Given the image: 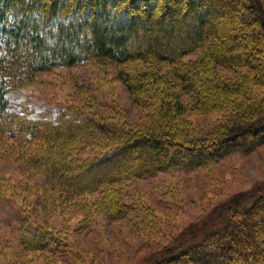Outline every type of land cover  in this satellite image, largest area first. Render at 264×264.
I'll return each mask as SVG.
<instances>
[{
	"label": "trees",
	"instance_id": "obj_1",
	"mask_svg": "<svg viewBox=\"0 0 264 264\" xmlns=\"http://www.w3.org/2000/svg\"><path fill=\"white\" fill-rule=\"evenodd\" d=\"M239 8L263 34L253 50L241 47L243 33L229 29L219 34L220 20L241 23L230 16ZM190 19L197 24L181 29ZM198 50L199 62L184 61ZM149 60L155 68L142 70L140 62ZM163 62L176 66L182 89L190 86L198 94L202 111L237 112L243 123L223 121L213 132L196 135L178 130V115L187 109L178 97L181 90L156 68ZM89 64L115 68L134 94H142L138 100L169 87L176 101L162 100L158 117L167 125L157 120L159 124L134 127L105 120L75 103H61L44 117L26 106L10 108L11 92L34 82L41 72ZM211 64L250 66L253 71L244 78L251 83L240 79L233 88ZM131 69L139 73L130 74ZM253 83L264 86V0H0V135L29 149L18 159L43 176L40 185L70 197L101 191L97 203L112 219L125 217L129 205L118 202L110 186L161 170L205 167L262 144L264 107L252 95L258 91ZM148 152L154 155L147 158ZM109 161V174L97 176L94 170ZM219 208L226 210L228 220L197 224L192 234L146 264H264V222H258L264 219V188L250 193L248 201L215 206ZM20 235L31 249L58 252L69 246L60 231L42 224L30 227L24 218Z\"/></svg>",
	"mask_w": 264,
	"mask_h": 264
},
{
	"label": "rangeland",
	"instance_id": "obj_2",
	"mask_svg": "<svg viewBox=\"0 0 264 264\" xmlns=\"http://www.w3.org/2000/svg\"><path fill=\"white\" fill-rule=\"evenodd\" d=\"M230 16L239 18L241 23L222 19L218 22L219 34L229 33V29H234L233 33L235 30L243 33L245 40L241 47L249 45L253 50V45L263 39L260 29L255 27V20L244 14L242 8ZM195 24L197 21L190 19L179 26L185 30ZM218 37L224 41L223 37ZM239 48L232 45L234 50ZM201 55L202 51L198 50L185 56L184 61L199 62ZM153 62H140L142 70L155 68ZM211 67L233 83V88L239 85L240 79H246L249 84V77L244 78V75L253 71L250 66L229 68L211 64ZM156 68L181 90L178 97L181 94L183 109L187 110L178 115V130L185 129L196 135L213 132L223 121L243 123L238 120L241 117L237 112L202 111L198 94L190 86L182 89L180 80L174 75L176 66L163 62ZM134 70L131 69L130 74L139 73ZM251 88L258 90L252 95L258 97L264 107V86L253 83ZM131 89L119 79L113 67L61 66L41 72L34 82L11 92L10 108L16 110L26 106L44 117L53 114L61 103H75L95 110L105 120L134 127L142 128L150 122L159 124L157 120L167 125L168 121L158 118L159 111L164 109L161 102L164 99L174 102L177 95L172 97L168 87L160 90L156 97L149 94L138 100L142 94H134ZM13 142L0 135V264H146L157 252L192 234L197 224L202 225L209 219L228 220L226 210H216L215 206H228L238 199L248 201L250 193L264 188L263 142L252 151L236 152L205 167L161 170L110 186L118 202L129 205L125 217L112 219L97 203L101 191L95 196L70 197L40 185L43 176L27 170L30 165L26 160L18 159L20 152L29 149ZM132 155L133 152L128 153L129 157ZM153 155L151 152L145 154L147 158ZM110 163L95 169L96 175H108L105 166ZM23 218L30 227L42 224L60 231L67 240L63 242L69 246L58 252L25 247L20 235ZM258 222L262 224L264 219Z\"/></svg>",
	"mask_w": 264,
	"mask_h": 264
}]
</instances>
